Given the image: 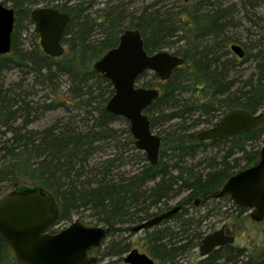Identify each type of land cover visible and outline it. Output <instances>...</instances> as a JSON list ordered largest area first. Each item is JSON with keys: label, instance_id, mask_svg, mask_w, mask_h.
<instances>
[{"label": "trees", "instance_id": "obj_1", "mask_svg": "<svg viewBox=\"0 0 264 264\" xmlns=\"http://www.w3.org/2000/svg\"><path fill=\"white\" fill-rule=\"evenodd\" d=\"M9 1L15 11V25L12 50L0 57V199L4 183L43 187L54 195L59 206V219L51 228L52 233L58 232L56 226L89 212L98 225L108 230L109 238L131 232L133 227L159 215L163 210L158 206L173 193H188L177 204L180 211L152 232L144 231L147 248L156 263L175 264L182 251L201 246L204 235L200 228L206 217H186V206H196L197 199L203 205L216 200L213 193L238 171L253 166L264 145V124L252 133L231 139L205 142L196 138L197 128L215 126L231 110L264 113V20L251 12L264 0H242L246 18L260 28V38L252 37L247 42L229 35L235 8L224 5L223 0L205 13L190 11L184 3L177 12L154 4L137 17L128 13L132 0H110L101 11L102 16L94 13V0ZM204 1L210 6L213 0ZM216 3L217 0L213 6ZM39 6L70 16L62 41L66 52L60 58L46 55L39 42L30 49L18 43L19 34L34 27L31 14ZM127 29L140 31L149 54L178 46L172 54L185 60L168 81H160L151 72H144L137 80L139 87H157L160 91L159 98L145 111L152 129L162 139L156 165L136 149L127 120L128 141L121 144L113 127L119 117L106 111L114 95L113 85L94 70V64L118 46ZM98 30L103 37L94 41ZM234 43H241L245 53L242 59L231 52ZM249 62L254 64V72L246 75L243 67ZM13 68L32 75L34 83L30 86L22 79L7 84L4 73ZM237 68L240 71L233 74ZM62 76L69 81L63 99H37L38 86L53 91ZM149 76L152 81H147ZM187 93L190 97H184ZM58 107L77 108L85 114L88 124L78 129L74 121L64 123L58 119L42 131L29 129ZM110 142L116 143L112 148L115 153L95 161L99 153H106ZM209 146L223 151L210 157L207 171H198L205 160L197 165H190L187 160L196 159ZM129 152L144 160V165L127 174L120 169ZM238 154L241 156L236 157ZM153 209L159 211L154 213ZM235 212L238 219L247 211L237 208ZM172 220L175 227L160 229ZM99 248L92 251L97 253V264L107 260L109 264H124V255L132 251L131 244L124 241L111 242L103 252ZM0 264H17L1 237ZM199 264H264V242L250 253L230 245L218 248Z\"/></svg>", "mask_w": 264, "mask_h": 264}, {"label": "water", "instance_id": "obj_2", "mask_svg": "<svg viewBox=\"0 0 264 264\" xmlns=\"http://www.w3.org/2000/svg\"><path fill=\"white\" fill-rule=\"evenodd\" d=\"M31 18L44 53L52 58L62 57L66 52L62 41L70 16L51 7H37L32 11ZM14 25V9L4 6L0 0V57L12 50ZM230 50L240 59L245 55L238 44L231 45ZM184 63L182 57L167 51L149 54L140 31L127 29L120 36L118 46L94 64V70L106 77L114 88L106 111L129 122L136 149L143 152L152 165L159 161L162 139L152 129L145 111L159 98L160 91L139 87L137 80L144 72H152L160 81H168L175 69ZM263 124V112L252 115L243 109H234L215 126L200 131L196 138L205 142L231 139L236 135L252 133ZM212 197H227L238 209L249 211L255 223L263 222L264 145L256 163L228 178ZM180 210L181 206H177L133 227L131 232L137 234L151 230ZM59 214L54 195L43 187L13 191L0 199V237L17 264L97 263V258L90 253L102 246L108 237V230L103 226L87 227L80 220H75L69 227L52 233L51 228L58 221ZM234 242L235 238L228 235L223 227L203 238L200 256L206 258L214 250ZM123 262L156 264L152 257L137 249L132 250Z\"/></svg>", "mask_w": 264, "mask_h": 264}, {"label": "rangeland", "instance_id": "obj_3", "mask_svg": "<svg viewBox=\"0 0 264 264\" xmlns=\"http://www.w3.org/2000/svg\"><path fill=\"white\" fill-rule=\"evenodd\" d=\"M5 3L7 7H11L12 3L9 0H1ZM130 1V0H126ZM133 4L130 8V11L128 12L133 13V16L136 15V17L144 10L145 7L152 6L156 4V7H166L174 9L173 11L177 12L180 11V6L187 5L188 10L190 11H197L199 10L200 13H205L206 11H209L213 7L220 4L221 0H217V3H213L216 0L210 1L209 8L207 6V3H205L204 0H188V2H184L182 0H132ZM110 2V0H94V8L93 11L96 15H101V11L105 9L107 4ZM115 2H112L111 4H114ZM224 5L226 6H234L235 13H234V22L232 26L229 29V35L231 37H236L234 39H238L241 42H247L252 37L254 40L259 39L258 35L260 34V28L254 27L252 22H249V20L245 16V11L243 10V2L242 0H223ZM206 6V7H205ZM251 8L254 7L250 6ZM196 12V13H199ZM251 12L255 13L257 17H262L264 20V3L258 4L255 10H251ZM192 13V12H191ZM102 16V15H101ZM264 25V23H263ZM34 27L28 29L27 31H24L22 34H19V44H21L22 48L24 49H30L34 46L36 42H39V38L37 39L34 36ZM103 37V32L98 30L96 31L93 40H99ZM252 38V39H253ZM238 44L240 46L241 43H234ZM233 45V44H232ZM178 46H174L172 48L164 49L163 51H167L170 53H174L178 50ZM162 52V51H161ZM243 69L246 71V75H250L254 72V64L252 62H249L248 64L244 65ZM239 68L236 69V72L233 74H236L239 72ZM242 71V70H241ZM242 72H240L241 74ZM238 74V73H237ZM5 79L7 84H11L14 82H18L22 79L26 80V84L29 83L31 86L34 83V78L32 75H25L21 70L17 68H13L9 71H6L4 73ZM147 81H152V78L149 76L146 78ZM58 86L55 90L52 91V89H48L46 87H37L35 91L38 93L37 99H45V101L50 100L52 98H61L63 99L62 95L68 91L69 88V81L66 76L60 77L58 80ZM157 88V87H155ZM184 97H190V94L187 93L184 95ZM48 101V102H50ZM63 119L64 123H67V121H74L75 126L78 129L84 128L89 120L87 117H85V114L78 110L77 108H71L67 109L65 107H58L57 109L53 110L52 112H48L47 114L43 115L42 118L36 122H34L29 129H34L36 131H42L49 126L53 125L56 120ZM113 127L117 131V135L121 139V144L124 142H127L128 140V124L126 119L119 117L118 120L114 123ZM209 126H200L196 129V131L199 133L202 129H207ZM156 133L158 131H155ZM9 137V136H8ZM115 142L109 143V148L106 150V153H99L95 157V161H100L101 159H105L108 155H113L116 150L112 149L115 147ZM224 149H226L224 147ZM221 149H217L216 147L209 146L205 151L200 152V154L197 156L196 159H188L187 162L190 165H197L200 160H205L206 163L202 164L200 167H198V171H207V165L208 161L210 160V157L214 156L218 152L221 153ZM223 153V152H222ZM128 156V159H126V164L120 169V171L125 173H134L137 169H139L140 166L144 165V160H139L136 154H133L132 152H129L126 154ZM241 155H236V157H240ZM1 160V159H0ZM237 170V169H236ZM118 171V170H117ZM239 172V171H238ZM237 172V173H238ZM175 175L176 172H173ZM235 175V174H234ZM19 187H25L23 189L29 188L27 184L23 182H19L14 186L13 184L4 183L1 186V192L6 195L8 193H11L13 191H17V188ZM3 195V196H4ZM188 196V193H173L166 201L165 204H160L159 210H163L161 213L165 212L167 207H174L176 206L180 201H183ZM221 200V201H220ZM187 208V214L186 217H199L205 215V219L202 227L200 228V231L203 232L204 237L210 233L219 231L223 226H227V232L228 235L233 236L235 238L234 244L230 245L233 246L235 249H245L246 253L252 252L256 246H260L264 242V221L260 223H255L251 217L249 212L247 211L242 217L236 219L237 213L235 212V209H237L233 203L229 200V198H223V199H216L208 201L206 205H203L202 202L198 204V206H193L192 204H189L186 206ZM158 209H153L154 213L159 211ZM208 210H210V213H208ZM227 212V213H225ZM89 212H86L81 215H76L73 217L72 221L64 222L58 226L55 227L56 231H60L64 228L69 227L75 220H80L85 226L87 227H96L100 226L96 223L95 217L91 216ZM175 222L169 221L165 224H163L160 229L165 228L167 226L175 227ZM177 231V230H175ZM149 232H152V229L149 230ZM118 242V241H124L125 243H130L132 250L137 249L141 253H145L147 255H150L147 248V242H146V235L144 234V231L139 232L137 234H133L132 232H123L118 233L114 236H111L105 240L104 243H102L103 246H101V252H103L111 242ZM99 248V249H100ZM91 256L97 257V253L91 252ZM128 254L124 255L123 258H125ZM151 256V255H150ZM203 258L200 256V246L195 247L191 250H185L182 251L176 258L175 264H199L200 261ZM110 260L104 261L99 264H109ZM97 264V263H96ZM156 264H159L158 262Z\"/></svg>", "mask_w": 264, "mask_h": 264}, {"label": "flooded vegetation", "instance_id": "obj_4", "mask_svg": "<svg viewBox=\"0 0 264 264\" xmlns=\"http://www.w3.org/2000/svg\"><path fill=\"white\" fill-rule=\"evenodd\" d=\"M1 2H2V1H1ZM39 7H44V6H39ZM222 199H223V198H222ZM189 202H192V201L189 200ZM187 203H188V202H187ZM196 203H198V204L201 203V200L197 199V200H196ZM177 206H179V205H176V206L171 207V208L173 209V208H175V207H177ZM196 206H198V205H196ZM172 209H167L165 212L170 211V210H172ZM165 212H163V213H165ZM163 213H160V214H163ZM160 214H159V215H160ZM249 214H250V213H249ZM154 217H155V216H154ZM223 227H225V231H226V233L228 234V232H227V226H223ZM223 227H222V228H223ZM222 228H221V229H222ZM146 231H149V230H146ZM226 246H227V245H226ZM223 247H225V246H223ZM223 247H220V248H223ZM150 257H151V256H150Z\"/></svg>", "mask_w": 264, "mask_h": 264}]
</instances>
